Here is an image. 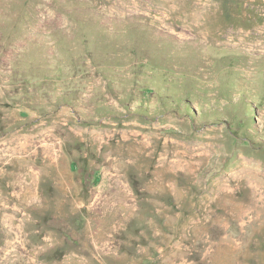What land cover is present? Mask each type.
Returning <instances> with one entry per match:
<instances>
[{"label":"rangeland","instance_id":"1","mask_svg":"<svg viewBox=\"0 0 264 264\" xmlns=\"http://www.w3.org/2000/svg\"><path fill=\"white\" fill-rule=\"evenodd\" d=\"M0 264H264V0H0Z\"/></svg>","mask_w":264,"mask_h":264},{"label":"trees","instance_id":"2","mask_svg":"<svg viewBox=\"0 0 264 264\" xmlns=\"http://www.w3.org/2000/svg\"><path fill=\"white\" fill-rule=\"evenodd\" d=\"M86 170H83V175H82V180H81V186L84 188V187H87V183L90 182V179H89V175H87V173L85 172ZM82 214H79L77 216L74 215L73 217V220L75 221V224L77 225L75 228H82V226L84 225V221H85V217L84 216H81ZM68 218V217H67ZM70 219V217L68 218ZM69 225L71 226V224L68 222L67 223V227H69ZM73 227V226H71ZM66 224L63 226V228L61 229V232H62V235L63 237L69 241L70 238H69V233L66 232Z\"/></svg>","mask_w":264,"mask_h":264}]
</instances>
